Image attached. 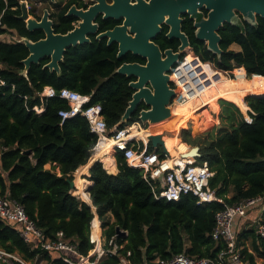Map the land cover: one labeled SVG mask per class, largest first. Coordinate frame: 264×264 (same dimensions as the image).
<instances>
[{
	"label": "trees",
	"instance_id": "obj_1",
	"mask_svg": "<svg viewBox=\"0 0 264 264\" xmlns=\"http://www.w3.org/2000/svg\"><path fill=\"white\" fill-rule=\"evenodd\" d=\"M73 4L88 5L82 0H65L53 5L51 17L56 33L73 29L77 18L66 15ZM20 13L19 0H0V34L3 35L0 38V78L5 81V85L0 86V195L19 202L46 236L54 238L62 231L64 239L74 244L83 256L94 248L90 230L96 215L104 228V248L113 247L110 239L117 246L115 253L100 260L101 264H117L120 257L133 263L167 260L181 253L191 257H215L224 243L214 240L211 230L216 212L224 205L216 201L197 205L192 195L177 202L156 200L142 177V170L129 166L120 152L115 154L116 174L107 172L99 161L90 166L88 179L92 184L87 190L92 205L73 194L67 179H73V173L84 168L97 136L90 132L88 121L81 115L61 121L58 112L69 109V105L58 96L43 98V110L35 112L32 108L40 104L39 93L45 86H52L57 91L65 87L90 95L86 106L100 104L107 126L113 127L131 100L133 90L129 82L134 80L116 70L122 63L143 64L145 59L132 53L118 58L117 43L107 45L105 38L96 40L91 36L89 43L66 50L59 71L44 67L49 58H43L39 63H32L24 73L22 61L29 55V49L15 38L36 41L44 37V32L29 31L25 21L18 18ZM98 23L100 31H104L119 22L98 18ZM166 31L164 25L154 42L160 49L176 51L179 41L167 38ZM181 31L187 35L192 51L202 60L231 74L234 68L240 67L242 78H247L246 73L264 82L263 17L256 16L254 24L239 17L235 23L221 26L218 30L220 55L209 52L206 43L196 38L192 18H183ZM231 44H237L239 49L230 48ZM187 54L191 56V51ZM215 74L223 75L219 70ZM230 81L228 90L232 95L226 101L220 99V123L213 126L214 131H207L204 137L191 138L190 130L183 128L186 125L178 128L183 141L200 147L198 160L207 161L214 173L209 187L227 205L264 193V90H245L246 96L236 94L232 88L237 81ZM144 108L147 106L141 103L127 123L139 121V111ZM239 108L243 111L249 108L250 121ZM189 120L194 129L208 121L199 119L195 111ZM148 128L141 127V133L146 134ZM168 136L180 138L177 133ZM153 149L149 142L147 150ZM46 164L51 167L45 168ZM85 198L89 199L86 192ZM117 226L125 233L118 234ZM98 231L100 233V226ZM237 243L242 246L247 264H257V257L264 258V236L258 234L253 225L237 233ZM0 248L17 252L30 261L38 256L53 264H66L60 257L27 245L18 228L1 218Z\"/></svg>",
	"mask_w": 264,
	"mask_h": 264
},
{
	"label": "built area",
	"instance_id": "obj_2",
	"mask_svg": "<svg viewBox=\"0 0 264 264\" xmlns=\"http://www.w3.org/2000/svg\"><path fill=\"white\" fill-rule=\"evenodd\" d=\"M26 4L28 8H31L37 3L28 1ZM15 40L18 41L19 38ZM187 50L191 51V57L187 56ZM187 50L169 72L172 86L177 90V96L184 94L185 99L199 97L205 88L219 77L215 74L216 70L222 71L215 68L211 62L202 60L191 48ZM3 85L5 81L0 78V86ZM55 96L66 100L69 105V109H62L58 112L62 122L76 115H81L88 121L90 132L97 136L92 153L98 149L100 143L112 139L114 142L112 150L120 152L129 166L142 170V177L150 186L156 200L177 202L186 195H192L196 197L197 205L213 201L224 205L216 212L214 226L211 230L212 238L224 243V247L217 252L215 257H191L181 253L167 260L156 259L138 263L122 257L117 264H247L241 252L242 246L237 243L235 223L239 218L245 219L251 213L253 214L251 225L256 228L258 234L264 236V193L227 205L223 198L217 196L215 190L209 187V179L214 173L208 162L198 160L193 155H186L190 149L178 152L176 155H170L168 151L165 153L161 148L147 150L148 137L144 140L134 135L133 131L137 130L133 128L134 125L141 127L143 124L141 121L108 127L101 114V105L86 106L91 96L69 88L64 87L57 91L52 86H45L39 93L40 104L33 106L32 109L40 113L43 110V98ZM187 145L191 146L188 143ZM0 218L16 226L27 245L37 247L42 252H48L51 255L57 254L66 264H101L102 256L115 253L117 248L112 239L109 241L113 245L111 249L102 248V243L97 242L92 234L91 221L90 242L95 248L97 247V251L94 258L88 255L83 256L74 244L64 239L62 231H58L54 238L46 236L44 231L26 214L24 207L7 195H0ZM129 254L128 252L127 255ZM0 264L33 263L17 252H8L0 248Z\"/></svg>",
	"mask_w": 264,
	"mask_h": 264
},
{
	"label": "water",
	"instance_id": "obj_3",
	"mask_svg": "<svg viewBox=\"0 0 264 264\" xmlns=\"http://www.w3.org/2000/svg\"><path fill=\"white\" fill-rule=\"evenodd\" d=\"M64 1L60 0L57 3L56 0H47L48 4L45 7L37 3L28 8L25 0H19L21 13L18 18L25 21L29 31L40 29L44 32V37L36 41L26 37L19 38L18 41L23 42L29 49V55L22 61L23 72L26 73L32 63H39L43 58H49L44 67L59 71V63L66 50L71 46L89 43L90 35L96 34L95 19L99 14H103L102 19H123L122 25H116L95 36L96 40L106 38L108 45L118 43V58L126 53H132L145 59L143 64L122 63L116 70L120 74L134 77V80L129 82L133 90L131 100L117 126L127 123L141 103L147 106L139 111L138 119L143 124L168 121L171 118V101L177 95V90L171 85L169 72L186 50L191 48L187 35L181 31L182 14L196 18L193 24L196 38L203 40L207 50L217 55L221 54L219 47L221 37L218 30L223 24L235 23L239 19L235 12L251 24L256 22L258 15L264 18V0H113L111 4L105 0H94L95 2L87 7L71 5L66 15L75 16L77 22L73 29L66 33H56L51 17L53 5H59ZM203 6L208 10L207 16L197 18L198 9ZM162 24L169 27L166 33L169 39L180 41L176 51L172 49L162 51L153 41L161 31ZM148 141L152 143L154 150L161 148L167 153L166 145L159 136L149 135ZM186 155L199 158L200 147L198 145L191 147ZM67 180L74 191L76 189L74 178ZM83 201L92 205L90 198L89 201ZM92 209L95 210V207L92 206ZM116 232L125 233L118 226Z\"/></svg>",
	"mask_w": 264,
	"mask_h": 264
},
{
	"label": "rangeland",
	"instance_id": "obj_4",
	"mask_svg": "<svg viewBox=\"0 0 264 264\" xmlns=\"http://www.w3.org/2000/svg\"><path fill=\"white\" fill-rule=\"evenodd\" d=\"M26 2H28L29 0H25ZM56 2L57 3H59L60 2V0H56ZM55 2V3H56ZM30 5V4H29ZM45 5H47V3L45 4ZM44 5V6H45ZM32 8V7H31ZM230 48H232V49H235V50H237V49H239V46L237 45V44H231L230 45ZM188 51V50H187ZM215 67V66H214ZM216 68V67H215ZM222 73H223V75L222 74H216V75H218L219 77L216 79V80H214L213 81V85H212V87H211V91H212V93H218V95L216 96V102H217V104H218V110L216 111V110H214L213 108H211V107H209V106H207V104L206 103H199V105H198V107L196 108V110H194L195 112H196V114L199 116V119H204V118H207V123L204 125V126H202V127H198V128H193V123H192V121L191 120H189V121H187V123H186V127H183V128H188L189 130H190V137L191 138H195V137H204V135L207 133V131H214V125H219V123H220V119H219V113L221 112V103H220V99H223V100H225V99H229V97L228 96H231L232 94H231V92L229 91V90H227L225 93L224 92H222L221 91V87H222V85L226 82V80H234V81H237V83H236V85L232 88L233 89V91L236 93V94H240V95H245V93H246V91L245 90H261V91H263L264 90V82L260 79V78H258V79H252V78H250L252 75H247L246 73H245V76L247 77V78H242V70L240 69V67H236V68H234L233 70H232V74L231 73H229V72H225V71H221ZM225 72V73H224ZM231 76H233V77H231ZM244 79H250L248 82L247 81H245ZM246 96V95H245ZM245 96H244V98H245ZM178 101H179V97L176 95L175 97H174V99H172V101H171V107H173L174 109H176L177 111H178V105H179V103H178ZM226 101V100H225ZM244 103H245V101H244ZM246 104V103H245ZM239 107V106H238ZM248 107V106H247ZM240 109V108H239ZM241 110V109H240ZM247 110H248V108L246 109V110H244V111H242V113H243V115H244V117L247 119V120H249V116H248V114H247ZM194 116V115H193ZM160 122H165V121H160ZM158 123V122H157ZM154 124H156V123H154ZM150 125H153V124H142L141 125V127H144V128H148ZM185 126V125H184ZM179 127H181V126H179ZM178 127V128H179ZM178 128L177 129H175V130H173V131H167V129L164 131V133H165V136H166V138L167 137H169L168 136V134L170 135H176V133L179 135V137L182 139V137H181V134H180V132L178 131ZM165 129V128H164ZM178 131V132H177ZM183 140V139H182ZM189 145H191L192 147L193 146H197L198 144H189ZM51 167V165L50 164H46L45 165V168H50ZM57 172H58V169H55ZM82 172H84V169H80L79 170V178H78V180H77V182H76V187H77V189L80 187V186H82V185H84L85 183H84V179L81 177V173ZM73 178L75 179V175L73 174ZM82 197H84L83 195H82ZM81 197V198H82ZM80 198V199H81ZM96 216V215H95ZM100 221V220H99ZM99 225H100V232H101V235H102V233H103V230H104V228L102 227V222L100 221V223H99ZM102 242H104V237H102ZM91 253H93V249L89 252V254H88V256H91V255H93V254H91ZM31 262L33 263V264H53L52 262H51V260H46V259H43V258H38V259H34V260H31ZM256 263L257 264H264V258H260V257H257L256 258Z\"/></svg>",
	"mask_w": 264,
	"mask_h": 264
},
{
	"label": "bare ground",
	"instance_id": "obj_5",
	"mask_svg": "<svg viewBox=\"0 0 264 264\" xmlns=\"http://www.w3.org/2000/svg\"><path fill=\"white\" fill-rule=\"evenodd\" d=\"M212 85L213 83L210 84L207 88H205V90L199 97H189L188 99H185L184 94H179L180 99L178 101L179 103L178 111L172 107L171 109L172 116L168 121L158 122L156 124L150 125L146 134L141 133V127L138 128L137 125H134L133 128H137V130H133L134 135H137V137L139 138H143V137L147 138L149 135L159 136L160 139L164 141L167 151L169 152L170 155H176L178 152L189 150L192 146H188L187 143H185L181 138L179 139L177 137L166 138L164 130L169 129L170 131H173L177 129L179 126L186 125L187 119L191 116L193 111L198 107L199 103H206L207 106L217 111L218 104L216 102V96L218 95V93H212L211 91ZM230 85H231V81L229 79L226 80V82L221 87V91L225 93L229 89ZM113 146H114V142L112 139H110L107 142L100 143L96 151L98 155L107 154L105 161L109 162L111 165L113 164L112 166H114V162L112 158L109 156V154L111 153ZM80 169L82 168H79L77 171H79ZM78 178H79V172L75 174V179H74L75 184ZM79 188L81 189L82 186H80ZM75 193H79V194L81 193V195H83L82 191L81 192L77 191ZM85 200L89 201V199H85ZM99 226H100L99 219L95 216L92 220V227H94L93 228L94 236L98 234L96 229H98Z\"/></svg>",
	"mask_w": 264,
	"mask_h": 264
},
{
	"label": "crops",
	"instance_id": "obj_6",
	"mask_svg": "<svg viewBox=\"0 0 264 264\" xmlns=\"http://www.w3.org/2000/svg\"><path fill=\"white\" fill-rule=\"evenodd\" d=\"M43 0H37V2L36 3H41ZM28 3V2H27ZM3 36V35H2ZM1 36V37H2ZM0 37V38H1ZM1 150H2V148H1V146H0V154H1ZM97 151V150H96ZM93 152L92 153V155H91V157L89 158V160H88V162L85 164V165H83L84 166V168H82V169H84V172H82L81 173V177L84 179V185H82V188L80 189V188H78V189H76L75 191H72L73 192V194L74 195H77L79 198H81L82 197V195H81V193L79 194V193H75V192H83V196L84 197H82L81 198V200H85L86 198H85V190L87 189V187L89 186V185H91L92 184V180H90V179H88L89 178V176H90V173H89V168H90V166L94 163V162H96V161H99V162H101L102 163V165H103V167L107 170V172H109V173H111V174H116L117 172H118V168H117V163H116V156H115V154H116V152L115 151H111V155L109 154V156L112 158V160H113V162H114V166H112L109 162H107V161H105V159H106V156H107V154L106 155H98L97 154V152ZM102 156V157H101ZM110 167H111V169H110ZM114 167V168H113ZM81 169V170H82ZM114 169V170H113ZM76 172V171H75ZM75 172L73 173L74 175H75ZM77 172H79V171H77ZM87 195H88V198H89V193L87 192L86 193ZM93 211H95L94 209H93ZM97 217V216H96ZM98 218V217H97ZM252 218H253V214H249L245 219H238V220H236V223H235V229H236V231H237V233H239L242 229H244V228H247V227H249V226H251V220H252ZM114 220V218H113V216H111V221H113ZM263 222H264V217H263ZM99 223H100V221H99ZM93 228L94 227H92V234H93ZM96 229V228H95ZM96 231H97V235L96 236H94L95 238H96V240H97V242H101L102 243V248L103 249H105L104 248V242H102V235H101V232L99 233V231H98V229H96ZM96 251H97V247L95 248H93V253H91V254H93V255H95L96 254ZM93 255H91V256H93ZM53 256H55V257H58V255L57 254H55V255H53ZM105 257H107L106 255H103L102 256V259H104ZM120 258H122V257H120Z\"/></svg>",
	"mask_w": 264,
	"mask_h": 264
},
{
	"label": "flooded vegetation",
	"instance_id": "obj_7",
	"mask_svg": "<svg viewBox=\"0 0 264 264\" xmlns=\"http://www.w3.org/2000/svg\"><path fill=\"white\" fill-rule=\"evenodd\" d=\"M84 3H87L88 5L89 4H91V3H94L95 1L94 0H82ZM106 1V3H108V4H111V3H113V0H105ZM145 1H148V0H145ZM29 2L30 3H36L37 2V0H29ZM48 4V2H47V0H43L42 2H41V6L42 7H45V6H47V5H45V4ZM133 3H136V2H133ZM45 5V6H44ZM207 13H208V10H207V8H206V6H203L202 8H200V9H198V12H197V18H200V17H206L207 16ZM237 15H238V17H241L240 15H239V13L238 12H235ZM102 15L103 14H99L97 17H96V19H95V23H97V32H96V34H92V35H90V40H91V36H93L94 37V39H95V36L98 34V33H101V32H104V31H106V30H109V29H106V30H104V31H100V26H99V23H98V18H101L102 19ZM182 16V18H184L185 16H188V17H190V18H192V24H194V22L196 21V18H194L193 16H191V15H188V14H182L181 15ZM110 19V18H109ZM102 20H106V19H102ZM111 20H114V21H117V22H119L118 24H116V25H122V21H123V19H119V20H115V19H111ZM116 25H114V27L116 26ZM164 25H166V24H162L161 25V31L158 33V34H160L161 32H162V29H163V26ZM224 25V24H223ZM222 25V26H223ZM167 26V31L165 32V36H166V33L168 32V29H169V27H168V25H166ZM113 27V28H114ZM110 29H112V28H110ZM157 34V35H158ZM156 35V36H157ZM155 36V37H156ZM154 37V38H155ZM167 37V36H166ZM168 38V37H167ZM106 39V38H105ZM174 39V38H173ZM153 41H154V39H153ZM179 41V40H178ZM113 43H116V42H113ZM106 44H107V39H106ZM108 45V44H107ZM110 45V44H109ZM117 45H118V43H117ZM179 45H180V41H179ZM179 45H178V47H179ZM160 48V47H159ZM166 49H171V48H166ZM178 49V48H177ZM162 51L163 50H165V49H161ZM172 85V84H171Z\"/></svg>",
	"mask_w": 264,
	"mask_h": 264
}]
</instances>
